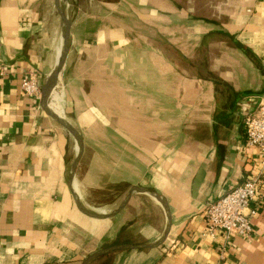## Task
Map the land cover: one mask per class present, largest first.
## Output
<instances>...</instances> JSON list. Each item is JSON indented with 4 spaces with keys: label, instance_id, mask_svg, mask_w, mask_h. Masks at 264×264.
Listing matches in <instances>:
<instances>
[{
    "label": "crops",
    "instance_id": "crops-1",
    "mask_svg": "<svg viewBox=\"0 0 264 264\" xmlns=\"http://www.w3.org/2000/svg\"><path fill=\"white\" fill-rule=\"evenodd\" d=\"M64 1L63 112L84 147L73 190L111 213L147 188L172 221L161 247L109 253V264H264V201L249 237L211 238L203 218L259 169L244 118L264 95V0ZM61 26L54 0H0V264H81L166 230L143 191L112 219L77 209L76 142L20 87L27 72L41 88L53 74Z\"/></svg>",
    "mask_w": 264,
    "mask_h": 264
},
{
    "label": "built area",
    "instance_id": "built-area-1",
    "mask_svg": "<svg viewBox=\"0 0 264 264\" xmlns=\"http://www.w3.org/2000/svg\"><path fill=\"white\" fill-rule=\"evenodd\" d=\"M6 75L5 65L0 60V80ZM20 87L25 96L41 100L42 88L36 73H25ZM244 128L247 148H254L260 157L259 169L205 209V234L211 238L219 233L227 238L249 237L252 234L251 218L257 213L256 207L264 201V95L256 109L245 116Z\"/></svg>",
    "mask_w": 264,
    "mask_h": 264
},
{
    "label": "water",
    "instance_id": "water-1",
    "mask_svg": "<svg viewBox=\"0 0 264 264\" xmlns=\"http://www.w3.org/2000/svg\"><path fill=\"white\" fill-rule=\"evenodd\" d=\"M54 4H55V10L59 18L61 19L62 15L64 18V25L61 26V32H60L63 53H62L58 67L55 69L53 74L47 79V81L42 86V96L40 100V105H41V109L45 112V114L48 117L53 119L57 124H59L64 130H66L73 137L79 149L78 158L75 161V164L72 167L68 175V179H67L68 187L71 190V194H72V197L74 199L77 209L79 210L81 214L89 218H92V219H96V220L112 219L116 217L117 215H119L124 210V208L128 205L130 199L135 193L143 191L147 193L148 195H150L153 199H155L165 209L166 215H167L166 230L163 236L160 238V240H158L156 243L154 244H117V245L108 246L92 254L91 256H89L81 264H90L94 260L106 254L113 253V252L126 251V250H148V249H155V248L161 247L166 242L169 236L172 221H171L170 212H169L165 199L157 192H154L147 188H133L116 210H114L111 213H103V212H98V211H95L93 209L86 207L81 202L79 196L73 190V184L75 182L78 166L83 156V149H84L83 141H82V138L79 132H77V130L73 128V126L64 117L57 115L49 107L50 97L53 91L55 90V88L58 86L59 82L62 81L63 79L67 58H68V55L71 49V22L66 14V2L64 0H54Z\"/></svg>",
    "mask_w": 264,
    "mask_h": 264
},
{
    "label": "bare ground",
    "instance_id": "bare-ground-1",
    "mask_svg": "<svg viewBox=\"0 0 264 264\" xmlns=\"http://www.w3.org/2000/svg\"><path fill=\"white\" fill-rule=\"evenodd\" d=\"M61 21H62V25H64L63 15L61 16ZM61 45H62V40H61ZM61 45H60V47L58 49V53L56 52L57 53L56 68L58 67V65L60 63V59H61V56H62V53H63V50H62V46ZM60 95L61 96H64L63 95L62 81L59 82L58 86L53 91V93H52V95L50 97V100H49V107H50V109L52 108L55 111L56 114L58 113L57 115H59L61 117H64V112H63V98ZM74 186H75V184H74Z\"/></svg>",
    "mask_w": 264,
    "mask_h": 264
},
{
    "label": "trees",
    "instance_id": "trees-1",
    "mask_svg": "<svg viewBox=\"0 0 264 264\" xmlns=\"http://www.w3.org/2000/svg\"><path fill=\"white\" fill-rule=\"evenodd\" d=\"M101 1H112V0H101ZM110 260V255H104L99 258L97 261L93 262V264H103L105 261ZM109 264V262H108Z\"/></svg>",
    "mask_w": 264,
    "mask_h": 264
},
{
    "label": "rangeland",
    "instance_id": "rangeland-1",
    "mask_svg": "<svg viewBox=\"0 0 264 264\" xmlns=\"http://www.w3.org/2000/svg\"><path fill=\"white\" fill-rule=\"evenodd\" d=\"M61 23H62V21H61ZM61 96V95H60ZM62 98H63V96H61ZM110 260H107V261H105L103 264H108V262H109Z\"/></svg>",
    "mask_w": 264,
    "mask_h": 264
}]
</instances>
